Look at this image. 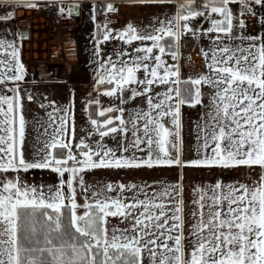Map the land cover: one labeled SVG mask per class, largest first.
<instances>
[{
	"label": "snow or ice",
	"instance_id": "1",
	"mask_svg": "<svg viewBox=\"0 0 264 264\" xmlns=\"http://www.w3.org/2000/svg\"><path fill=\"white\" fill-rule=\"evenodd\" d=\"M47 2L65 18L79 14L77 0ZM142 2L172 4L175 12L149 28L117 30L107 17L118 14L114 0L93 8L105 18L95 25L97 95L85 105L91 130L76 138L74 100L63 108L40 103L51 110L31 159L24 106L35 98L21 91L26 36L0 35V264H264V0ZM2 4L36 9L41 0ZM11 19L14 12L0 15ZM250 21L259 29L250 32ZM185 37L209 43L200 50L204 70L182 77ZM112 41L114 55H101ZM100 97L115 103L105 107ZM198 106L194 158H185L182 109ZM242 167L258 168V178L196 188L187 226L181 183L85 179L98 169ZM33 170L57 182L22 178ZM112 218L119 224L110 227Z\"/></svg>",
	"mask_w": 264,
	"mask_h": 264
},
{
	"label": "crops",
	"instance_id": "2",
	"mask_svg": "<svg viewBox=\"0 0 264 264\" xmlns=\"http://www.w3.org/2000/svg\"><path fill=\"white\" fill-rule=\"evenodd\" d=\"M47 0H41V2ZM72 1V0H66ZM77 2L82 3V12L84 17V24L79 30V45H80V57L79 61L75 64V70L72 75L71 79V86L67 85V93L64 97L63 88L66 85L63 84H52V85H45L40 82L37 75L31 71L27 70L28 75L25 79V82L21 85L22 93L31 94L35 100L31 103L25 102L24 106V115L26 120L28 121L27 133H26V140H25V155L27 158L31 159L33 157L35 148L38 147V131L42 132L43 129L41 125L47 120L46 113L50 111V108H40L39 104L44 103L48 104L50 101H54L57 107L63 108L71 106V102L74 100V114L77 115V106L79 102L82 105L83 98L86 97L85 93L89 92L88 87L94 86L95 84V72L97 68V57L95 55L96 50V27H95V19H93V8L98 2L100 5L107 3L108 0H77ZM118 8V19L113 20L110 24L119 25L123 22L124 13L126 12H139L140 7H154V6H172V4H151V3H144L142 0H114ZM86 4H91L93 7H86ZM175 9V7H174ZM14 12V19L0 22V35L4 32H7L11 35L13 32L23 33L25 30H21L17 27L16 21L19 17L23 16L25 12H28V9L16 5L10 4H2L0 5V15H4L7 12ZM197 25L199 21L194 22ZM250 27L249 31H256L259 29V25L255 24L254 22H249ZM110 26V25H109ZM120 27H115L113 29H117ZM19 39V37H17ZM31 39L26 36V39L22 42V60L23 62L28 57L26 45ZM208 40L206 38L193 41L185 37L184 39V47L181 49L182 59H181V74L182 77L187 75H193L195 73L201 72L204 70V61L200 54L201 48H205L208 46ZM198 54H200L201 60L198 59ZM71 89V90H70ZM75 91L77 92L75 94ZM205 93L209 90L207 88L204 89ZM46 98V99H45ZM78 101V103H76ZM205 102H207V97H205ZM202 112L199 108H189V112ZM81 117V116H80ZM82 129L78 128L76 131V138L79 139L82 137ZM43 139V137H41ZM258 168H256L257 170ZM218 169H205L204 174L213 176L214 172ZM196 171H200L199 169L189 170L190 176L196 174ZM226 174L229 172L230 174L233 173L234 181L246 182V180L240 177L243 172H251L247 168H239L234 171L231 170H223ZM260 171V170H259ZM11 175V174H9ZM22 178L27 180L29 183H44L45 186L49 183H56L55 174L49 172H41L37 170L30 171L28 173H23Z\"/></svg>",
	"mask_w": 264,
	"mask_h": 264
},
{
	"label": "rangeland",
	"instance_id": "3",
	"mask_svg": "<svg viewBox=\"0 0 264 264\" xmlns=\"http://www.w3.org/2000/svg\"><path fill=\"white\" fill-rule=\"evenodd\" d=\"M91 4H86V7ZM92 6V5H91ZM139 12H126L124 13V19L123 22L119 25H113L110 24L109 27L115 28L120 27L119 29H123L126 27L128 23H132L136 27L140 29L149 28L152 25H155L157 23V19L163 20L165 16L174 14L175 9L172 6H154V7H140ZM94 16V15H93ZM21 17L24 18H30L31 15H29V12H25V14ZM19 17V18H21ZM18 18V19H19ZM119 17L117 16L116 19ZM17 19V20H18ZM29 21V20H28ZM27 21V22H28ZM34 23V32L32 35V39L27 43L26 50L28 57L26 58L28 61H31L32 64L35 66L40 62V58H42V62L46 61V52L48 49H52L53 46L48 47L49 41L46 38V35L43 31V25L41 27V22L39 18H34L32 20ZM84 24V22H83ZM82 24V25H83ZM17 25V21H16ZM80 26V28L82 27ZM18 27V25H17ZM79 28V30H80ZM78 37H79V31H78ZM118 46V42L112 41L108 42L105 45H101L103 56L108 55H114L113 49ZM122 46V45H119ZM198 61L201 60L200 54H198ZM79 57H80V51H79ZM79 61V58L77 61L70 62L68 64V69L64 70L59 69L60 74L57 75L55 72L52 74L48 79H41L40 73L36 70L37 68L34 67L31 69L33 71L40 82L45 85H52V84H63L66 85L63 88L64 97L67 93V85L71 86V77L75 70V64ZM46 63V62H45ZM57 68H55L56 70ZM46 70H43L42 73H44ZM47 71L49 69L47 68ZM58 78L63 80L62 82L54 81ZM71 90V89H70ZM87 93H85L86 97L83 98L82 105L81 102H79L77 106V112L75 116V124H76V131L78 128L91 130L90 124L88 121V114L85 111V105L86 102L93 97H95L97 94L94 91V86L88 87ZM77 92L75 91V94ZM102 100V103L105 107L109 106L112 103H115L114 101L110 100L106 97H100ZM78 103V101L76 102ZM141 101L138 99L135 102L130 103L129 105H126L125 107L128 110H131L133 105H140ZM201 112L195 111V112H189V107H184L182 109V123H183V136H184V155L185 158H194V150L193 145L195 144V135L193 133L194 128V121L199 119ZM81 116V117H80ZM82 131V130H81ZM85 135V132L82 131V136ZM95 139L97 137L93 136L92 139L89 141V143H94ZM105 143L108 144L109 147L115 148L117 146V142L111 139H106ZM189 170H192V168H183V169H177V168H168V169H154V170H109V169H98L94 170L92 172H89L86 174V182L88 184H96L97 186H102L103 183L111 182V183H136V184H142L144 182H147L148 184H153L154 182L163 181L167 184L172 183H181L183 187V198L185 202V223L186 226L190 222V211L195 207L193 204V200L196 199V192L195 189L200 187H206L207 185H210L214 183L217 179L223 180L225 183H232L234 181V175L233 173L230 174L229 172L226 174L223 170H216L213 174V176H208L204 174L205 169H199L200 171H196V174L193 176H190ZM234 171V170H231ZM259 169L252 170L251 172H243L240 177L242 179L246 180L247 183H251L253 180L258 178ZM182 177V180L180 179ZM151 191V189H150ZM78 202L83 203L82 194L78 191ZM205 212L207 213V208H205ZM119 221L115 218H112L110 221V227L114 225H118Z\"/></svg>",
	"mask_w": 264,
	"mask_h": 264
},
{
	"label": "built area",
	"instance_id": "4",
	"mask_svg": "<svg viewBox=\"0 0 264 264\" xmlns=\"http://www.w3.org/2000/svg\"><path fill=\"white\" fill-rule=\"evenodd\" d=\"M66 2L71 3L72 1ZM78 3L79 14H73L71 18H65L60 15L50 2L43 1L40 7L28 9L29 15H31L29 19L21 17L17 20L18 28L25 30L28 38L32 39L34 32V23L32 20L34 18H39L41 27L43 25L42 29L49 41L48 47L53 46L52 49H48L46 52V63L42 62V58L39 59L40 62L35 66L27 59L24 61L26 69L31 70L34 67L37 68L36 70L40 73L41 79H48L54 72L59 75V69H63L64 73V70L68 69V64L77 61L79 58L80 45L78 31L84 22V17L82 3ZM96 5L100 4L97 2ZM93 15L95 17V25L102 23L105 18L98 8H96L95 11L93 10ZM107 17L112 22L117 18V14L110 13L107 14ZM47 68L49 71H47ZM55 68L57 69L55 70ZM43 70L46 71L42 73ZM54 81L62 82L63 80L55 78Z\"/></svg>",
	"mask_w": 264,
	"mask_h": 264
},
{
	"label": "water",
	"instance_id": "5",
	"mask_svg": "<svg viewBox=\"0 0 264 264\" xmlns=\"http://www.w3.org/2000/svg\"><path fill=\"white\" fill-rule=\"evenodd\" d=\"M23 33H24V35L26 36V32L24 31Z\"/></svg>",
	"mask_w": 264,
	"mask_h": 264
}]
</instances>
